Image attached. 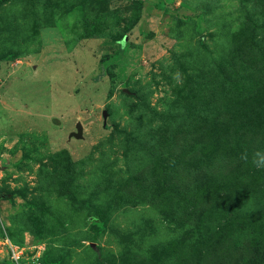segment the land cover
<instances>
[{
    "label": "rangeland",
    "instance_id": "1",
    "mask_svg": "<svg viewBox=\"0 0 264 264\" xmlns=\"http://www.w3.org/2000/svg\"><path fill=\"white\" fill-rule=\"evenodd\" d=\"M258 150L264 0H0V264H264Z\"/></svg>",
    "mask_w": 264,
    "mask_h": 264
},
{
    "label": "clouds",
    "instance_id": "2",
    "mask_svg": "<svg viewBox=\"0 0 264 264\" xmlns=\"http://www.w3.org/2000/svg\"><path fill=\"white\" fill-rule=\"evenodd\" d=\"M242 159H248L247 153L242 155ZM252 163L258 168H264V150H258L253 153Z\"/></svg>",
    "mask_w": 264,
    "mask_h": 264
}]
</instances>
